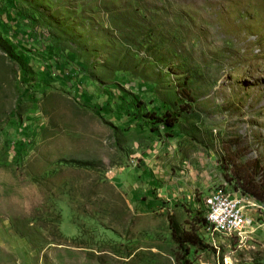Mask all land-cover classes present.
<instances>
[{"label": "rangeland", "instance_id": "rangeland-1", "mask_svg": "<svg viewBox=\"0 0 264 264\" xmlns=\"http://www.w3.org/2000/svg\"><path fill=\"white\" fill-rule=\"evenodd\" d=\"M152 114L205 152L174 158L191 203L115 181ZM218 185L240 234L205 223ZM0 264H264V0H0Z\"/></svg>", "mask_w": 264, "mask_h": 264}, {"label": "crops", "instance_id": "crops-1", "mask_svg": "<svg viewBox=\"0 0 264 264\" xmlns=\"http://www.w3.org/2000/svg\"><path fill=\"white\" fill-rule=\"evenodd\" d=\"M137 135L131 158L140 162L120 168L115 175L116 183L133 204L148 208L163 201L166 205L176 201L191 203L196 192L210 186L209 176L202 169L199 173L191 164L180 166L174 162V158H206L202 149H185L178 132L161 126L155 133L157 137H147L145 131Z\"/></svg>", "mask_w": 264, "mask_h": 264}, {"label": "built area", "instance_id": "built-area-1", "mask_svg": "<svg viewBox=\"0 0 264 264\" xmlns=\"http://www.w3.org/2000/svg\"><path fill=\"white\" fill-rule=\"evenodd\" d=\"M209 229L226 235L240 234L251 222L244 212V198L226 186L216 187L206 194Z\"/></svg>", "mask_w": 264, "mask_h": 264}, {"label": "trees", "instance_id": "trees-1", "mask_svg": "<svg viewBox=\"0 0 264 264\" xmlns=\"http://www.w3.org/2000/svg\"><path fill=\"white\" fill-rule=\"evenodd\" d=\"M149 119H151L154 123L161 125L165 129L173 128L175 122L174 118L167 119L166 117H159L156 116L155 114L150 115ZM205 223H206V219H205ZM195 243L196 242H192V244Z\"/></svg>", "mask_w": 264, "mask_h": 264}, {"label": "bare ground", "instance_id": "bare-ground-1", "mask_svg": "<svg viewBox=\"0 0 264 264\" xmlns=\"http://www.w3.org/2000/svg\"><path fill=\"white\" fill-rule=\"evenodd\" d=\"M208 218V217H207Z\"/></svg>", "mask_w": 264, "mask_h": 264}]
</instances>
